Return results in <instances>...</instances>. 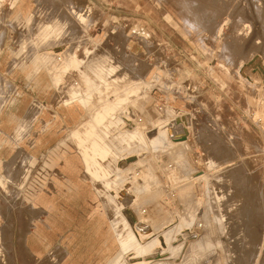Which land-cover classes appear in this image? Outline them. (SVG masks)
<instances>
[{
  "label": "rangeland",
  "instance_id": "1",
  "mask_svg": "<svg viewBox=\"0 0 264 264\" xmlns=\"http://www.w3.org/2000/svg\"><path fill=\"white\" fill-rule=\"evenodd\" d=\"M29 5L30 12L19 16L14 0L0 1V62L8 68L0 73V264H50L52 250L33 260L23 245L27 227L31 224L36 230L45 215L37 197L44 198L53 185L60 191L67 189L68 167H53L50 160L69 154L79 157L75 132L83 134L93 123L97 108L105 106H113V118H119L110 128L108 140L127 128L142 133L149 130L150 136H156V144L145 148H137L131 139H119V151L102 159L109 169L103 179L113 185L108 190L113 195L129 185L133 197L122 207L146 219L142 222L156 232L169 230L172 234L171 245L180 246L166 264H179L190 255L193 258L186 264H262L264 234L259 216L264 221V93L261 98L254 97L235 76L234 66L220 63L225 40L235 45L232 63L252 54L242 46L243 34H235L240 17L223 23L215 40L213 32L204 33L203 39L198 36L196 24L189 22L177 0H29ZM55 20L63 30L53 34L50 42L63 44L75 61L63 65L55 60L45 66L36 59L47 48L39 41L40 26ZM238 48L248 53L246 57ZM261 53L259 58H264ZM100 63L108 68L103 72L105 81L100 78ZM22 72L30 81L36 76L41 79L38 87L33 86L40 96L35 92L34 97L22 100L17 82L23 79ZM88 77L93 81L91 87L85 83ZM72 86H77L76 90ZM73 89L88 97L90 106L76 101L80 123L65 127L56 119L54 109L60 110L61 102L74 94ZM42 110L46 115L42 123L53 122L51 141L60 139L66 149L53 156L45 144L37 161L30 149L36 135L35 120ZM21 120H26L22 133L18 131ZM95 129L101 135L106 132L99 126ZM178 134L186 137L181 143L173 140ZM80 162L72 163L80 174L78 179L90 184L81 203L86 200L84 206L92 212L86 216L84 208H78L75 220L106 216L103 237L125 236L115 204L101 192L106 189L103 182L93 180ZM232 175L236 179L229 177ZM247 182L256 190L249 197L254 222L250 230L263 240L251 259L242 240L249 200L245 196L249 193ZM224 193L227 198L221 197ZM234 200V206L226 204ZM62 203L60 198L58 205ZM64 203L69 208V202ZM257 206L260 213H255ZM81 219L76 222L79 226ZM111 219L120 221L116 230L112 226L114 232L108 223ZM188 232L190 236L184 237ZM74 234L73 228L63 237ZM35 239L38 257L42 241ZM190 240L196 242L189 246ZM62 244L57 248L61 251L56 256L58 262L51 264H69L66 260L75 257L76 240ZM80 264L88 263L82 260Z\"/></svg>",
  "mask_w": 264,
  "mask_h": 264
},
{
  "label": "bare ground",
  "instance_id": "2",
  "mask_svg": "<svg viewBox=\"0 0 264 264\" xmlns=\"http://www.w3.org/2000/svg\"><path fill=\"white\" fill-rule=\"evenodd\" d=\"M177 1H179L180 3V8L183 10L184 15L189 18L188 19L189 22L196 24L197 26L196 31H198V36L202 39L206 37L205 35H203L206 32H213L212 34L213 39L215 40L218 39V37H220L219 35L222 24L230 23L231 17L232 18L235 16L240 17L239 19L240 24L236 26L235 34L238 35L239 32L243 34L242 46L245 47L248 52H252V54L250 58L247 60H243L244 58L242 57L243 59L241 60L239 59L240 61L237 62L238 60L235 59L236 61L234 62L237 63L234 64L232 63V59L234 58L231 57H233L232 52H234L235 45H232V43L229 44L227 40H225L226 42H223L224 40L223 41L221 40V42H223L221 50L222 53H224L223 55L224 60L220 63L224 67H228V68H231L229 64L233 65L234 66L233 72L235 76L240 78L242 84L249 89L250 93L254 97L261 98L262 94L264 93V65L262 63L264 58H259L260 57L259 53L261 52L264 53V0H177ZM15 2L18 4L16 12L19 16L27 15L30 12L31 8L29 5V0H14V3ZM72 12H77V10L72 8ZM78 17L82 18L83 16L78 15ZM61 26L63 25L58 23L56 20L53 22H49L48 24L43 23V25L40 26L41 39H39V41L41 42V45L46 46L47 48H45L43 52L41 51V53H39L36 56V59L39 61H44L45 66L46 63L47 64L55 63V60H58L59 62L62 61L61 64L63 65H67L75 61V59L71 57L70 53L67 52V49L63 47V44H56L57 42L54 44V42L52 41L50 42L51 36H53V34L58 35L61 32V30H63ZM49 50L53 55H51V53L48 52ZM237 52L241 53L240 50ZM241 54H243L246 57L248 53L245 52L246 54L245 55L242 51ZM100 60H104V62H107V60L103 58H101ZM105 65L106 64L104 63L98 64L100 70L102 71L100 78L103 81H105L103 77L106 76L103 75V72L105 70L107 71L108 69ZM54 66H58V65H54ZM49 67L50 66H48V68ZM50 68L51 69L53 68L52 65ZM85 83H87V86L89 87L93 86V81L89 77L87 78V81H85ZM107 84L108 82L105 83V85ZM73 88H75L76 90L77 86ZM75 90L72 96H70L69 94L70 98L67 96L69 99L66 98V100H63L61 102L62 105L60 109L62 110V115L57 114L56 115L57 120L60 121L62 120V118L65 117L69 119L70 122L76 121L75 120L76 119L75 108H77L75 105L76 101L81 102V104L82 103L85 104V106H88V102H89L88 97L82 96V94H79L80 91H78L79 92L78 93L77 91L75 92ZM70 91L71 90H69V92ZM41 105L42 107L44 106L43 104ZM97 109L98 112L94 116L93 123L90 124V126L84 130V133L79 134L78 132H75L74 139L77 141L78 147L80 149L79 152L80 156L79 157L72 156L71 154H69V156L67 155L65 156L64 167L66 168L68 167L69 169V176H68L69 180H67L68 181L67 189L66 190L62 189V191L59 193L58 196L49 194L48 192L47 193L43 192L45 195L44 198L40 196L37 197V199L39 200L36 201V203L40 206V208L43 209V211H45V215L39 219L35 230V234H36L35 236L37 237V240L42 241V246H39V250H38V259L43 257L44 253L50 251L49 247H51L55 242H57L58 238L60 239V235L66 233L65 230L66 227L69 226L72 227L74 224L72 229L74 228L75 234L72 236L65 235L62 238V241H60L71 245L73 244V241L76 240V247H74L73 249V253L75 254L74 255L75 257H73V255L71 254L72 256L66 260V262L70 260L69 264H80L82 260H85L88 264H166V261L172 257V254H174L180 246V245L179 246L176 245L173 247V245H171L172 234L170 235V233L168 232L169 230L163 233L156 232V230L148 226L146 222H142V220H146V219L144 218L142 219L141 217L135 215L132 211H130V209L122 207L124 206V203L132 200L133 197V193H131L132 189L128 187L129 185L124 186V188H122L117 193V195H113L111 191H108L110 190V186L112 187L113 185L109 182V180L103 179L108 175L109 169L108 166H105L103 164L102 159L107 158L115 150L119 151V148H121L120 147L121 142L119 141V139L123 141L125 140L129 141L131 139L130 141L133 142L135 141L134 143L137 148L140 146L145 148L146 146H149V144L150 145L156 144L157 141L156 136L154 137L152 135L150 136L148 134L149 130H147V132L142 133L140 131H135L127 128L126 130L123 131H121V129L118 130L119 134L115 136V138H110L108 140L110 133L109 130L112 126H114V124L119 123V118L117 116L113 118V114H112V111L114 110L113 106H105L100 108V110L99 108ZM43 117H46V115H44V111L42 110L40 112V116L39 117L37 116V120H35L36 123L34 125V130L36 131V135L34 137L33 146L30 149L32 156H35L37 161L41 159L42 154L40 153L42 149L45 147L46 142L49 141V139L53 138L52 130L50 128L53 125V122L51 120L43 124L42 123ZM126 120L127 123L130 122L129 117H127ZM185 121H187L186 118ZM79 123L80 122H78L77 124ZM98 126L106 130V132L103 133L104 135H101L99 132L96 131L95 128ZM127 126H131V124H127ZM24 128H26V120H21V122L18 123V131L22 133L25 131ZM48 128H50L51 131H48L47 130ZM171 133H172L171 135H176V133H173V131H171ZM147 135L149 136L148 139H146ZM173 138H174L173 140L176 141L177 143L179 142L181 143L186 137L184 138V136H180L178 134ZM23 144H26V142L23 141ZM121 152H124V150H122ZM79 161H81V164H83L85 172L90 174L93 180L97 182L98 181L103 182L106 189L101 190V192L108 198L110 203L115 204L117 214H120L121 223L123 224L126 230L125 236H120L117 233L116 235L117 238L113 240L111 239V237L108 238L103 237L104 234L102 227L104 223H107L106 216L94 215L92 219H88L86 217L84 220L80 218L81 226H79L80 224L76 223L78 220H80V219L75 220L74 217L76 210L78 208L80 209L84 208V212L86 216L92 212L91 208L89 207L87 208L86 206H84L86 200H83L81 203V200L84 197L83 194L84 192H88L86 191V189L88 188V186H90V184L86 183V181L84 180L78 179L80 178L79 176L80 174L76 172V170L74 169V167L76 166L75 164L72 163L75 162L78 163ZM229 177L236 179L234 175ZM247 185L248 182L246 186ZM115 186L116 184L114 185V187ZM247 187L249 189L248 191L249 193L245 196L249 198L252 195L253 191L256 190L252 186H247ZM90 191L91 194H95L92 190ZM230 194L232 196L235 195L234 192H231ZM227 196L226 193H224L221 197L227 198ZM60 198H63V203L69 202V208L65 209V211L63 210V207H61V204L60 206L58 205V201L60 200ZM234 202L235 200L231 202L226 201V204L229 206H234L235 205ZM252 206H253L252 201L249 198L244 210L245 217L243 223L245 228H244V234L242 236L243 245L245 247H249V251L247 249L248 251L247 258L250 257V259L256 255L259 246L263 245V240L261 235L254 234L250 230L252 228V222H253ZM254 209H255V213L256 212L260 213L259 206H257ZM259 219L261 222L260 224H261L262 232L264 234V221L262 220L261 216H259ZM108 223L110 224V227L113 230V227L115 228V226L120 224V221L116 219H111V222L108 221ZM46 224H48V226H46ZM189 236H190V232L184 234V237L186 238ZM102 240L104 245H102ZM114 241H116L115 243L117 246L113 245ZM190 241L192 242L189 243L187 241L189 243V246L193 245L194 242H196L193 240ZM60 253H61L60 250L52 249V257L50 258L49 263L51 264V262L53 263L58 262L55 260H56V256ZM192 258H193L192 255L188 257H184L182 258L179 264H186V262L191 260ZM262 264H264V260L262 261Z\"/></svg>",
  "mask_w": 264,
  "mask_h": 264
},
{
  "label": "crops",
  "instance_id": "3",
  "mask_svg": "<svg viewBox=\"0 0 264 264\" xmlns=\"http://www.w3.org/2000/svg\"><path fill=\"white\" fill-rule=\"evenodd\" d=\"M4 69L6 71L8 68H7V66L5 64H2L0 62V73L3 72L2 70H4ZM21 74L20 75L22 76L23 79L19 78V79H17V82L21 86V92H20V94L22 96V100H25L26 96L34 97L35 92L38 93V91H35L34 90V87L35 86L38 87V85H39L38 83H39V81L41 79H39V77L36 76L34 78V80L36 81V83H35L34 80L33 81H30V79L27 78V74H24L23 72ZM24 87H28L30 90L34 91V93L32 91L31 92L30 91H27V89H24ZM39 96H40V94H39ZM22 100L20 99L19 102L22 101ZM31 100H33V99L31 98ZM54 110L56 111V115L57 114H61L62 115V110L61 109L59 110V108H58L57 109L58 111L56 109H54ZM78 110H79L78 108H75V115H76V119L75 120L76 121L70 122L69 119H67L65 117L62 118L63 117L62 116L61 117L62 118V120H61L62 125L65 126V127L66 126H69L70 127V126H75L78 122H80V120L82 118V115L80 114V112ZM51 139H49V141L52 142V143H50L49 141L46 142V145H47L46 146V148H47L46 150H48V152L53 151V156H55V155L59 156L60 154L58 152L65 150L66 149V147H65L66 144L64 142H62V141L60 142L59 141L60 139L54 140V142H53V140L51 141ZM50 161H51V165L53 167H59V166L60 167H64L65 166V156L62 157V158H53ZM81 165L82 164L80 162V167H81ZM63 190H66V189L63 188ZM60 192L61 191L58 190V189H56L55 188V185H53L51 192H48V193L58 196ZM61 207H63V210L64 211H65V209H67V205H65L64 203H62ZM79 214H80V211L79 210H76L75 216L77 215L76 217H78ZM32 222L34 224V221H32ZM30 225H29V227H27V229L25 228L26 229V233H25V236H24V239H23L24 240L23 245H24V248H25L26 253L30 256V258H32L34 260V259H37L38 258L37 257V253H36V247H37L36 239H35V235L36 234H35L34 226L33 225L30 226ZM46 226H48V224H46ZM47 228H49V227H47ZM71 229H72L71 226L65 228L66 232L67 231H70ZM62 238H63V235H60V239L58 238L57 239V242H55L50 247L49 250H52V249L57 250V248H59V246H64V244H62V242H60V241H62Z\"/></svg>",
  "mask_w": 264,
  "mask_h": 264
}]
</instances>
